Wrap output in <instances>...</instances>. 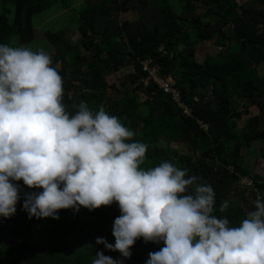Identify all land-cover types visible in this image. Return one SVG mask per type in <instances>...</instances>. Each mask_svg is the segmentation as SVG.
I'll return each instance as SVG.
<instances>
[{
	"label": "trees",
	"instance_id": "1",
	"mask_svg": "<svg viewBox=\"0 0 264 264\" xmlns=\"http://www.w3.org/2000/svg\"><path fill=\"white\" fill-rule=\"evenodd\" d=\"M57 2L69 9L80 34L72 41L58 31H44L54 48L50 58L62 78L61 102L69 114L80 101L93 111L102 105L134 132L133 140L148 145L141 167L168 160L187 169L186 175L211 185L213 214L227 218L229 226L238 225L264 194V174L252 173V153L241 154L243 145L259 142L264 161V73L259 75L255 68L264 63V0H182L179 13L169 0H87L78 9L70 8L69 0H0V44L31 43L33 18ZM127 12H134L135 19L124 18ZM206 42L234 55L207 52L199 61L197 47ZM86 57L85 65L78 64ZM145 65L156 69L163 81L171 77L169 84L178 97L152 79L144 84L149 76ZM122 68L131 69L118 85L109 84L107 75ZM235 99L258 108L240 132L235 130L236 119L242 113ZM172 142L189 148L193 157L164 147ZM242 178L250 184L241 183ZM15 183L21 199L12 216L0 217V264H91L97 251L120 258L122 264H144L149 252L162 247V242L137 238L125 259L96 244L97 237L114 243L112 223L120 215L115 202L91 211L60 209L58 219L29 218L21 208L23 194L41 189ZM224 200L229 206L220 212Z\"/></svg>",
	"mask_w": 264,
	"mask_h": 264
},
{
	"label": "clouds",
	"instance_id": "2",
	"mask_svg": "<svg viewBox=\"0 0 264 264\" xmlns=\"http://www.w3.org/2000/svg\"><path fill=\"white\" fill-rule=\"evenodd\" d=\"M62 78L42 48L0 44V217L58 219L57 210L117 204L114 243L96 244L131 255L137 238L162 242L144 264H264V194L238 225L213 214L211 185L168 160L143 168L148 145L101 105L84 101L70 115ZM184 111V109H183ZM189 111V109H188ZM185 112V111H184ZM189 113V112H188ZM191 186V192H189ZM229 201L220 203L224 212ZM91 264H122L97 251Z\"/></svg>",
	"mask_w": 264,
	"mask_h": 264
},
{
	"label": "rangeland",
	"instance_id": "3",
	"mask_svg": "<svg viewBox=\"0 0 264 264\" xmlns=\"http://www.w3.org/2000/svg\"><path fill=\"white\" fill-rule=\"evenodd\" d=\"M87 0H69L70 2V8L78 9L82 7L83 4L86 3ZM238 2H244L245 0H236ZM169 3L173 10L176 12H180L181 10V3L182 0H169ZM40 15V14H39ZM36 15L33 18V28L35 30V38L31 43H25L21 44L18 43L16 40L12 42L13 46L18 45H25L33 48V50L37 48H42L44 51H46L49 56L53 54L54 48L48 43L47 39L45 38L44 31L46 29H52L55 31H58L61 37L68 36V38L72 41L76 40L80 37V34L77 31L75 23L70 19L72 18L69 14V9L64 8L60 3H55L54 5L50 6L48 11H45V13H42V15ZM124 18L126 19H135L136 14L134 12H127L124 15ZM211 19V21L214 20V18H207ZM229 29V28H226ZM230 33V30H229ZM198 46V44H197ZM223 49H221L219 46H216L212 43H204L201 46L197 47L196 56L199 61L202 60L203 55L207 52L210 53H220L225 56L232 57L234 54H223ZM237 50H233L231 52L235 53ZM87 56V53L82 54ZM89 61V58L86 57L84 60L79 61L78 64L81 66L85 65ZM58 66V65H57ZM257 72L259 75H262L264 73V63L258 64ZM131 69V68H130ZM129 68H122L117 73H111L107 75L106 79L109 84H115L118 85L120 79L130 70ZM147 71L151 73L153 70L152 68H147ZM143 80V79H142ZM167 81L170 83L172 82V78L168 77ZM143 83L146 84V79L143 80ZM175 96V95H174ZM142 99H144V95L141 96ZM236 101V107L237 110L242 113L241 118L236 119V131L240 132L243 122L245 119H247L249 116L256 115L258 113V108L254 105L248 104L247 101L243 99H235ZM189 109V108H188ZM244 109H247V113H244ZM160 146H164L163 143H160ZM167 149L175 150L177 153H185L193 157V154L191 152H188L189 148L184 146L183 144H177V143H170L169 145L164 146ZM263 147L261 143L259 142H253L250 147H247L243 145L241 147V154L248 155L249 153H252L250 157L254 159L252 162V173L256 175H263L264 174V161L260 158L259 155V149ZM245 161H249L248 158H245ZM242 183L246 184L248 183L247 179L242 178ZM31 234L36 237V230L31 227L30 229Z\"/></svg>",
	"mask_w": 264,
	"mask_h": 264
},
{
	"label": "built area",
	"instance_id": "4",
	"mask_svg": "<svg viewBox=\"0 0 264 264\" xmlns=\"http://www.w3.org/2000/svg\"><path fill=\"white\" fill-rule=\"evenodd\" d=\"M144 68L147 69V66L145 65ZM152 70L153 71L151 73H149V76L147 77L146 82L148 79H152L154 82H156L157 84H159L163 88L164 92H170V93H172V96L174 98H177L178 95H177L176 89L171 87L167 80L163 81L159 76H157V74L155 73L156 69L152 68ZM179 106L182 107L186 113L189 112L188 108L184 104H181ZM247 182H248L247 184H250L249 180ZM241 183H242V181H241ZM245 184H246V182H245Z\"/></svg>",
	"mask_w": 264,
	"mask_h": 264
}]
</instances>
